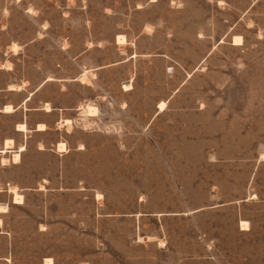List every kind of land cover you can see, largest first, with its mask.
I'll list each match as a JSON object with an SVG mask.
<instances>
[{
	"label": "crops",
	"instance_id": "crops-1",
	"mask_svg": "<svg viewBox=\"0 0 264 264\" xmlns=\"http://www.w3.org/2000/svg\"><path fill=\"white\" fill-rule=\"evenodd\" d=\"M138 1L103 10L119 21L116 32L102 39L92 30L97 20L88 15L90 40L80 50L61 38L43 41L40 29L52 22L39 10L22 9L38 27L32 37L31 28L19 22L0 28V264H95L92 254L78 250V239L91 237L102 239L100 264H159L141 244L132 261H119L126 253L127 225L133 235L148 215L141 208V186L108 182L100 190L89 176L95 152L110 159L117 143L141 142L142 127L151 128L162 112L159 103H168L175 91L166 71L170 56L143 48L157 41V21L146 18L137 32L129 30V22H137L130 14L150 11L158 2ZM69 9L62 16L72 29L77 20ZM218 13L227 25L217 41H264V0H214L215 36ZM89 106L97 114L86 112ZM150 232L145 246L154 242L148 238L156 232Z\"/></svg>",
	"mask_w": 264,
	"mask_h": 264
},
{
	"label": "rangeland",
	"instance_id": "rangeland-1",
	"mask_svg": "<svg viewBox=\"0 0 264 264\" xmlns=\"http://www.w3.org/2000/svg\"><path fill=\"white\" fill-rule=\"evenodd\" d=\"M134 4L0 0V10L13 9L0 12V28L19 22V27L31 28L32 37L38 27L22 9L39 10L52 22L50 29H40L43 41L61 38L80 50L90 40L91 30L84 24L88 15L97 20L92 30L102 39L116 32L119 21L117 14L103 10ZM152 6L129 15L137 21L129 22V30L137 32L146 18L157 21V41L145 42L143 48L170 56L166 71L175 91L168 103H159L162 112L151 128L142 127L141 142L117 143L110 159L95 152L94 172L89 173L100 190L108 182L141 186V208L148 215L133 235L127 225L126 253L119 261H132L142 246L151 249L148 253L159 264H264V41H217L227 24L225 14L221 23L218 13L215 36L214 0H158ZM69 8L77 20L72 29L62 16V11L70 15ZM183 78L187 81L179 87ZM82 79L88 80L86 75ZM149 232L156 236L145 246ZM102 245L98 237L78 239L79 253L92 254L95 264H100Z\"/></svg>",
	"mask_w": 264,
	"mask_h": 264
},
{
	"label": "bare ground",
	"instance_id": "bare-ground-1",
	"mask_svg": "<svg viewBox=\"0 0 264 264\" xmlns=\"http://www.w3.org/2000/svg\"><path fill=\"white\" fill-rule=\"evenodd\" d=\"M120 41L122 40V41H126V39H125V36H121L120 38ZM235 39V41H234V44H236V45H241L242 43H243V41H242V38L241 37H238V38H234ZM121 41V42H122ZM124 41V42H125ZM83 79H85V77L83 78ZM15 87V86H14ZM128 87V86H127ZM10 106V105H9ZM49 106V105H48ZM47 106V107H48ZM164 106H165V103H162L161 105H160V108L161 109H163L164 108ZM12 108V107H11ZM49 108V107H48ZM48 108H46V109H48ZM86 108V107H85ZM8 109V108H7ZM11 110V109H10ZM86 109H84V111H85ZM86 112H89V113H91V114H97V112H98V109L96 108V107H92V106H89V108H88V110H86ZM87 114V113H86ZM88 115V114H87ZM66 123L68 124V126H71L72 127V122H71V120H66ZM60 125H61V123H60ZM40 126V125H39ZM43 127L45 126V125H42ZM19 127H20V125H19ZM41 127V126H40ZM39 127V128H40ZM22 129V128H21ZM69 129V128H68ZM10 142V141H9ZM65 143V142H64ZM64 143H62V144H60V149L62 150V151H66L67 150V146H66V144H64ZM16 159H17V157H16ZM6 162V161H5ZM16 190V189H15ZM19 196V195H18ZM17 196V197H18ZM20 198L22 197V195L21 196H19ZM18 197V198H19ZM17 198V199H18ZM20 201H21V199H20ZM1 207H3V206H1ZM242 225L243 226H245L246 225V223L245 222H242ZM243 229H246V228H243ZM50 259V258H49ZM47 263V262H46ZM50 264V263H49Z\"/></svg>",
	"mask_w": 264,
	"mask_h": 264
}]
</instances>
